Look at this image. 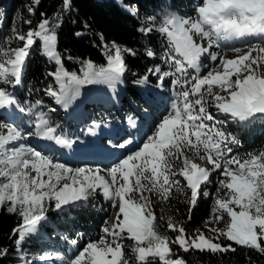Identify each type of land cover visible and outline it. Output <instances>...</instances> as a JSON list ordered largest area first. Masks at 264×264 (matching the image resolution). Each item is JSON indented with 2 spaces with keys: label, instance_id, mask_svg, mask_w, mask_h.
Instances as JSON below:
<instances>
[{
  "label": "snow or ice",
  "instance_id": "snow-or-ice-1",
  "mask_svg": "<svg viewBox=\"0 0 264 264\" xmlns=\"http://www.w3.org/2000/svg\"><path fill=\"white\" fill-rule=\"evenodd\" d=\"M39 2L34 0L35 4ZM63 3L66 9L70 8V0ZM28 11L33 13L34 8L29 7ZM145 23L143 33L155 32L165 42L161 59L171 69L162 71L157 65L148 73L158 74L160 81L173 77L175 98L142 145L104 170L71 168L46 152L21 143L37 137L62 148L72 147V141L57 134L44 113L33 112L40 105L39 100L22 106L3 86L22 84L26 60L38 40L41 54L57 65L56 71L48 75L58 87L49 85L45 92L68 108L84 85L106 84L115 88L126 71V56H135V50L113 42L105 48L104 65L80 61L77 74L66 70L58 50V19L50 22L44 18L36 29L29 28L26 33L13 28V36L3 38L0 110L5 112L0 115V209L6 208L20 218L13 229L19 235L17 246L47 219L48 202L54 201L55 209L63 210L99 191L115 212L111 222L105 219L98 239L89 240L71 259L65 260L57 253L54 257L40 256L41 260L54 259L62 264H186L170 245H179L184 252L212 254L235 252L236 245L264 255V150L245 156L232 154L230 145H238L239 141L222 130L229 120L247 126L264 119V0H197L192 15L165 10L159 19L158 15L147 16ZM13 39L23 42L22 46L6 47ZM237 43L241 46H235ZM214 47L234 55L226 57L212 51ZM145 55L152 58L156 52L146 47ZM205 57L216 63L202 73L201 69L207 67ZM147 79L145 75L136 83ZM210 109L225 119H217ZM16 112L35 115V130L25 133L14 126L10 120H14ZM214 173L223 178L216 180L211 212L224 227L209 229L212 236L199 229L189 235L168 217V229L178 235L172 239L162 234L152 210V197L164 202L174 193L188 196L190 190L188 202L194 207L201 194L210 195L202 186L212 183ZM212 219L210 215L206 225ZM221 238L232 243L225 244ZM125 240L132 243L125 244ZM68 243L78 246L79 241L71 239ZM6 255L7 249H0V257Z\"/></svg>",
  "mask_w": 264,
  "mask_h": 264
},
{
  "label": "trees",
  "instance_id": "trees-1",
  "mask_svg": "<svg viewBox=\"0 0 264 264\" xmlns=\"http://www.w3.org/2000/svg\"><path fill=\"white\" fill-rule=\"evenodd\" d=\"M125 1L128 3L127 9H124L120 0H70V8L66 9L63 0H40L38 4H35L34 0H0V18L17 19L21 33H26L29 28L36 29L37 24L44 18L49 19L50 22L58 19L61 25L58 29V50L62 54L66 70L77 72V74H80V61L91 60L97 65H104L106 63L105 48L113 42L123 48L135 50V56H126V71L122 75L125 87L123 89L117 85L115 88L104 87L102 91L107 97L106 100L79 102V111L75 114L78 115L77 120H81V125L88 126L92 121L118 123L122 118L134 114L132 106L126 101L125 97H128L138 108L144 107L151 113L152 118L149 121H141L146 138L153 132L162 116L167 113V108L163 107L160 112L153 98L146 102L144 92L152 95L157 83L165 90L176 89V86L171 84L173 77L160 81L158 74L148 73V69H154L157 65L162 71H171V69L161 59L165 46L163 39L155 32L145 34L141 29L147 26L145 23L147 16L158 15L159 19V16L167 9L168 2L174 11L186 14L189 0ZM29 7L34 8L33 13L28 11ZM41 13H44L43 17ZM28 20L31 24L25 23ZM8 27L9 25L5 24L4 28ZM76 33H82V35L77 36ZM14 40L5 46H22L23 42L15 43ZM146 47H151L156 52V56L147 57ZM30 53L22 74V84L15 89L10 86L7 90L25 107L39 100L41 103L33 109V112L44 113L50 126L57 129V134L81 136V132H77V126H72L65 120L66 108L45 92L49 85L54 88L58 87L54 78L48 75L49 72L56 71L57 65L41 54V44L38 40L30 49ZM68 56L73 59H68ZM201 71L206 72L207 70L202 68ZM145 75L148 76L145 86L142 83H136ZM210 111L216 115L217 119H225L214 109ZM34 116L32 115V118L28 120L32 125ZM222 130L239 141L238 145H230L233 148L232 154L245 156L250 152L258 153L264 150V119H257L247 126L229 120L223 125ZM180 179L183 182V178ZM211 179L212 183L204 186L206 189H203L209 194L213 187V175ZM188 192V196L174 193L168 201L164 202L152 197V210L157 217L159 231L172 239L178 235L177 232H172L167 227L168 217H171L174 222L183 226L189 235H194L197 229L204 232L206 236L214 235L209 231L208 223L207 225L205 223L210 215L213 216L211 212L213 202L209 196L203 197L201 194L193 207L188 202L190 190ZM108 212L109 206L99 192L89 197L85 204L70 207L67 210H56L54 201H50L46 212L47 219L37 226L55 237L56 248L65 255V246L71 239H78L79 249L89 240L98 239L105 219L110 221ZM161 217L163 220L160 219ZM19 223L18 215L8 213L6 208L0 209V249H7V255L0 257V264H25L26 262L27 256L24 251H28L30 246L21 243L18 247L16 241L19 235L13 233V229ZM221 241L225 244L232 243L224 241L223 238ZM124 243L131 244L132 242L125 240ZM170 246L186 264H264V255L236 245H233L237 249L235 252L223 254L195 250L184 252L179 245ZM126 253L131 255L130 249H126Z\"/></svg>",
  "mask_w": 264,
  "mask_h": 264
},
{
  "label": "rangeland",
  "instance_id": "rangeland-1",
  "mask_svg": "<svg viewBox=\"0 0 264 264\" xmlns=\"http://www.w3.org/2000/svg\"><path fill=\"white\" fill-rule=\"evenodd\" d=\"M120 1L123 3L124 9H127L128 8V3L125 0H120ZM196 3H197V0L189 1V5H188V8H187V12H186L187 15H192L193 14L194 7H195ZM5 24L9 25V27L7 29L4 28ZM13 28H15L17 31L20 32V23H19V21L17 19L8 20L5 17L0 18V45H3V38L5 36H7V34L9 35V37L13 36ZM2 29H3V33H1ZM14 42L15 43L16 42L19 43L21 41L14 40ZM253 42H255V41H253ZM235 46L239 47L241 45L239 43H237ZM214 51H217L219 54L224 55V56L229 57V58H231L234 55L233 53H230L228 51H220V49H217V48H215ZM214 63H216V62H212V61L209 60V63L207 64V67H209V68L212 67V65ZM122 77L123 76H121V78ZM142 83L145 84V82H142ZM3 87H5L6 90H7L8 86H3ZM104 87H107V85L106 84H91V85L82 86L81 90H80L79 97L76 100H74L68 108H70V110L72 111V109H76V106H77V104L79 102H84V101H88V100H93V101L106 100L107 97L102 91ZM161 91H162V88L159 87L158 88V93H156L157 97L155 98V102L156 103H160V102L167 103L169 105V109H170V105H171L173 99L175 98V93H173L171 95V97H166L165 95L162 94ZM68 108H66V109H68ZM135 110L137 111L138 108H135ZM66 111H65V114H66ZM71 111L69 112V114H66V116L68 118V121L71 120V118H70L72 116ZM141 114H142V116L144 118L145 117H150V115H151L147 111H141ZM65 119H66V117H65ZM73 122H76V120L73 121ZM14 126L19 127L21 129V131L25 132V133L28 132V131H34L35 130V128H30V126L27 124V122L24 123L23 118H18L16 121H14ZM122 126H124L123 127L124 129L121 130V131H124L125 129H127V130L134 129L135 130V129L139 128L137 120H135V119H128L126 121V124H122ZM105 131H106V134H103V137H105V136L111 137L112 132H114V129L105 128ZM121 131H120V129L119 130L116 129V134H119ZM131 132H133V131H130V133ZM88 134H90V133H88ZM93 134H94V132H92L90 135H93ZM97 135L98 134L96 133V136ZM134 137L139 138L138 136H134ZM134 137H128V138L126 137V139H125V141L123 143V145H125V147H123V148L130 147L131 143H128V142L133 140L132 138H134ZM74 142H77V141H74ZM21 143L29 144V145L37 148L38 150L46 152L47 154H49V155H51L53 157V155L51 153H49V152H47V151H45L43 149H40V148L44 147L45 144H43V143H46V141H44V140H42L40 142V138H38V142H37V137H29L27 140L21 141ZM139 145H141V144H139ZM66 165H68L71 168H78V167L88 166L85 163L66 164ZM88 167H90V166H88ZM93 168H97V166H93ZM101 174L103 175L104 173H101ZM213 178H214L213 179V184H212L213 187H212L211 193L209 195V199L212 202H213V194L216 191V180L218 178H223V177H219L218 173H214L213 174ZM45 179H46V177H45ZM206 186H208V185H206ZM203 189H206V187H203ZM85 202L86 201H79V202L75 203L74 205H66V206H64L63 209L67 210L68 207L82 205L83 203L85 204ZM106 202L109 205L108 214H109L110 222H111V219L114 216L115 210L111 207V204H110L109 201L106 200ZM227 219L228 218H227V216L225 214V220H227ZM208 227L210 229L211 228H223L224 227V223L223 222H219V223L216 222L215 219H214V215H213V219L211 220V222L208 223ZM21 243L22 244H26V246L27 245L30 246L28 251L27 250L24 251L26 256H27V258L25 260L26 261L25 264H27V261H31L32 264H62L61 261H55L54 259H52V260H41L39 257L40 256H44V255H50V256L54 257L55 254L59 253L60 255L65 257V260H67V259H71L72 257H74V255L77 254V252H78L76 246H72V245L68 244V255L67 256L63 255L62 253H60L56 249L57 241H56L55 237H53V235H49L46 232H43L38 226H37L36 231L33 232V233H30V234H27L25 236V239L22 240Z\"/></svg>",
  "mask_w": 264,
  "mask_h": 264
},
{
  "label": "bare ground",
  "instance_id": "bare-ground-1",
  "mask_svg": "<svg viewBox=\"0 0 264 264\" xmlns=\"http://www.w3.org/2000/svg\"><path fill=\"white\" fill-rule=\"evenodd\" d=\"M42 141V139H40V142ZM44 144V143H43Z\"/></svg>",
  "mask_w": 264,
  "mask_h": 264
}]
</instances>
